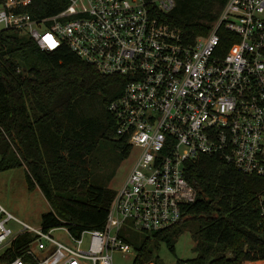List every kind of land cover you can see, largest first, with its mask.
Listing matches in <instances>:
<instances>
[{
  "label": "built area",
  "instance_id": "1",
  "mask_svg": "<svg viewBox=\"0 0 264 264\" xmlns=\"http://www.w3.org/2000/svg\"><path fill=\"white\" fill-rule=\"evenodd\" d=\"M29 4L1 2L0 32L25 35L41 51L65 47L98 73L126 79L108 110L116 136L136 153L101 229L75 237L64 226L32 227L0 206V249L32 237L5 264H112L115 252H135L131 229L158 232L182 220L197 195L185 163L202 155L264 178V0H227L210 32L191 43L159 17L175 0H67L41 19L19 11ZM221 26L232 42L225 50ZM12 220L21 225L15 233L6 226ZM57 230L72 245L54 238Z\"/></svg>",
  "mask_w": 264,
  "mask_h": 264
},
{
  "label": "trees",
  "instance_id": "2",
  "mask_svg": "<svg viewBox=\"0 0 264 264\" xmlns=\"http://www.w3.org/2000/svg\"><path fill=\"white\" fill-rule=\"evenodd\" d=\"M4 0H0V3ZM227 0H175L159 17L191 43L207 35ZM67 0H30L19 11L34 19L57 14ZM222 46L232 42L223 26ZM126 79L102 75L67 48L41 51L14 30L0 32V172L23 168L29 189L38 188L51 210L41 227L64 226L75 237L101 229L115 190L90 183V162L110 142L126 158L131 147L116 136L108 105L119 97ZM185 179L196 199L180 222L163 231L143 233L133 244L132 264H151L153 242L173 249L181 223L193 221L197 256L189 264L264 262V178L239 172L219 156L202 155L185 163ZM32 240L23 234L0 254L13 260Z\"/></svg>",
  "mask_w": 264,
  "mask_h": 264
},
{
  "label": "rangeland",
  "instance_id": "3",
  "mask_svg": "<svg viewBox=\"0 0 264 264\" xmlns=\"http://www.w3.org/2000/svg\"><path fill=\"white\" fill-rule=\"evenodd\" d=\"M135 153L136 150L133 149L123 159L112 143H102L90 162V183L115 191L118 190L132 167ZM0 206L17 220L32 227H39L41 225V215L51 210L38 188H28L23 168L0 172ZM6 226L15 233L20 230L21 225L12 220ZM196 231L197 226L193 221L181 223L179 234L173 240L172 250L165 242H153V261L151 264H182L194 259L197 256L194 239ZM129 233L132 244L143 235V233L135 229H131ZM52 236L63 243L72 245L70 239L63 231H54ZM4 250L5 248L0 249V254ZM135 256L136 253L134 251L126 253L117 251L112 256V264H132ZM247 264H264V262Z\"/></svg>",
  "mask_w": 264,
  "mask_h": 264
}]
</instances>
